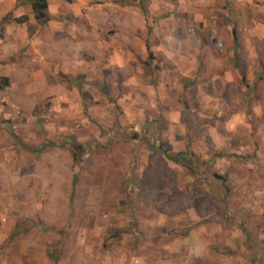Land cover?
I'll use <instances>...</instances> for the list:
<instances>
[{"label": "rangeland", "instance_id": "374dc122", "mask_svg": "<svg viewBox=\"0 0 264 264\" xmlns=\"http://www.w3.org/2000/svg\"><path fill=\"white\" fill-rule=\"evenodd\" d=\"M12 1L0 264H264L260 0L216 23L167 19L176 0Z\"/></svg>", "mask_w": 264, "mask_h": 264}, {"label": "crops", "instance_id": "0c3cea01", "mask_svg": "<svg viewBox=\"0 0 264 264\" xmlns=\"http://www.w3.org/2000/svg\"><path fill=\"white\" fill-rule=\"evenodd\" d=\"M46 1H47V9H46V17H47V14L48 13L50 14V1L49 0H46ZM12 2L15 3V0H13ZM247 2H248L247 0H244V1L243 0H176V1L168 3L170 6L169 9H167L169 11V15H167L166 17L167 19H184L185 18L189 20H213L216 23V21H219V19H222V18L232 20V19L240 18V16L242 17L241 14H243V5H247ZM257 4L258 3L256 2V5ZM259 5H263L262 10H264V0H260ZM12 6L13 5L10 6V9H7V8L0 9V20H2V18L6 16L9 10L12 9ZM16 9H17V12L15 15L17 16L20 13V8L19 9L16 8ZM258 10H260L259 7H258ZM158 12H159V15H161V11H158ZM103 14L104 12L103 10H101V13L99 14V17L101 19H103L104 17ZM232 33H233V30H232ZM8 37L9 36L5 33L3 40H7ZM15 40H16L15 51L17 52V37H15ZM226 41L227 40H225V42ZM145 47L147 49L149 48L146 44H145ZM10 59L11 58H8V55L6 52L1 53L0 63L3 64V62L4 63L8 62V60ZM17 61L18 59L16 57L15 58L16 65L18 64ZM2 64H0V74H2L5 78H7L8 76L7 67L9 66L2 65Z\"/></svg>", "mask_w": 264, "mask_h": 264}, {"label": "trees", "instance_id": "16d2710c", "mask_svg": "<svg viewBox=\"0 0 264 264\" xmlns=\"http://www.w3.org/2000/svg\"><path fill=\"white\" fill-rule=\"evenodd\" d=\"M67 2H70L71 0H65ZM31 7H32V11H33V16L35 19H43L46 17V9H47V1L46 0H32L31 2ZM26 17H23V18H18L16 19L18 22H21V19H25ZM6 80V79H4ZM6 82V81H5ZM47 143H44L41 148H44L46 146ZM49 145H55V143L53 142H50ZM174 160H180L182 161L183 163L187 164L188 166H191L193 165L192 161L191 160H187L185 159L184 157L182 158H178L177 157H173ZM212 175L215 177V178H218L219 180L221 181H224V177L220 176V175H217L215 173H212Z\"/></svg>", "mask_w": 264, "mask_h": 264}]
</instances>
